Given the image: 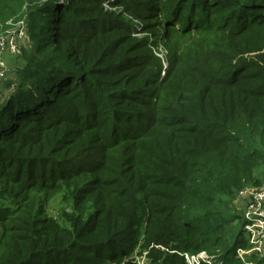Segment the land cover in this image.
I'll use <instances>...</instances> for the list:
<instances>
[{"label": "trees", "instance_id": "trees-1", "mask_svg": "<svg viewBox=\"0 0 264 264\" xmlns=\"http://www.w3.org/2000/svg\"><path fill=\"white\" fill-rule=\"evenodd\" d=\"M19 22L0 264H242L239 193L264 184V0H0V34Z\"/></svg>", "mask_w": 264, "mask_h": 264}, {"label": "built area", "instance_id": "built-area-1", "mask_svg": "<svg viewBox=\"0 0 264 264\" xmlns=\"http://www.w3.org/2000/svg\"><path fill=\"white\" fill-rule=\"evenodd\" d=\"M108 9V5H105ZM26 39V29L23 22H19L17 26L0 34V54L4 55L9 52L14 55L20 54L21 42ZM0 81L7 78L8 70L2 66L0 61ZM239 207L243 213V231L247 237L249 247L246 250L237 249L236 257L242 264H252L246 262V257L251 254L262 256L264 251V184L257 188H246L239 193ZM241 205V206H240ZM51 217L56 218L55 215ZM146 254L141 256L134 254L133 257L126 258L125 261L133 259L136 264H147ZM186 264H211V259L201 252L195 256L184 254Z\"/></svg>", "mask_w": 264, "mask_h": 264}, {"label": "rangeland", "instance_id": "rangeland-1", "mask_svg": "<svg viewBox=\"0 0 264 264\" xmlns=\"http://www.w3.org/2000/svg\"><path fill=\"white\" fill-rule=\"evenodd\" d=\"M139 22L137 21L136 24H138ZM140 36H142L143 34H138ZM145 35V34H144ZM158 52H160V54H162L163 56L166 55V52H165V47H164V43L160 40L159 43H158ZM7 53V52H6ZM5 53V54H6ZM4 54V55H5ZM13 70L10 71V74L11 72H13ZM238 204H239V200H238ZM241 206V205H240ZM63 207V205L60 204V201H59V198L56 196L55 198H53V200L46 206V212L49 216H52V215H57L60 211V209ZM262 256H264V251L263 253L261 254Z\"/></svg>", "mask_w": 264, "mask_h": 264}, {"label": "crops", "instance_id": "crops-1", "mask_svg": "<svg viewBox=\"0 0 264 264\" xmlns=\"http://www.w3.org/2000/svg\"><path fill=\"white\" fill-rule=\"evenodd\" d=\"M0 61L2 62V66L5 67L8 71H11L16 68V60L14 59V54L7 52L5 55L0 54ZM1 69V67H0ZM14 79V78H12ZM11 77L3 80L0 84V95H3L5 91H3V86L6 84L4 83L6 80H12Z\"/></svg>", "mask_w": 264, "mask_h": 264}]
</instances>
